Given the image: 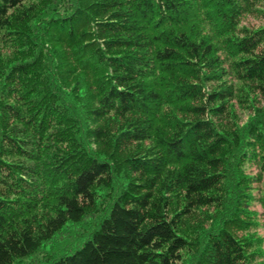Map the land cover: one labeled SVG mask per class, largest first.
Returning <instances> with one entry per match:
<instances>
[{
	"label": "trees",
	"instance_id": "1",
	"mask_svg": "<svg viewBox=\"0 0 264 264\" xmlns=\"http://www.w3.org/2000/svg\"><path fill=\"white\" fill-rule=\"evenodd\" d=\"M263 102L264 0H0V264H264Z\"/></svg>",
	"mask_w": 264,
	"mask_h": 264
},
{
	"label": "rangeland",
	"instance_id": "2",
	"mask_svg": "<svg viewBox=\"0 0 264 264\" xmlns=\"http://www.w3.org/2000/svg\"><path fill=\"white\" fill-rule=\"evenodd\" d=\"M249 21L252 22V23H257V21H255V20H253L251 18H249ZM263 104H264V102H263ZM240 113H241V117H240L241 121H245L246 118H247V112L246 111H240Z\"/></svg>",
	"mask_w": 264,
	"mask_h": 264
}]
</instances>
